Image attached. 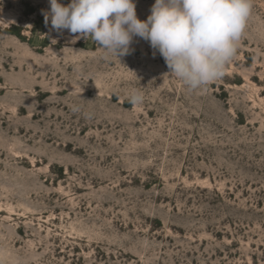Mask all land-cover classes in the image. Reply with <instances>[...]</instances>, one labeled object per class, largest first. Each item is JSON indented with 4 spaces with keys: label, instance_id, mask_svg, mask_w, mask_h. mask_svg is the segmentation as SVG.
<instances>
[{
    "label": "rangeland",
    "instance_id": "rangeland-1",
    "mask_svg": "<svg viewBox=\"0 0 264 264\" xmlns=\"http://www.w3.org/2000/svg\"><path fill=\"white\" fill-rule=\"evenodd\" d=\"M0 264H264V0H0Z\"/></svg>",
    "mask_w": 264,
    "mask_h": 264
},
{
    "label": "bare ground",
    "instance_id": "bare-ground-1",
    "mask_svg": "<svg viewBox=\"0 0 264 264\" xmlns=\"http://www.w3.org/2000/svg\"><path fill=\"white\" fill-rule=\"evenodd\" d=\"M7 15H8V14H7ZM7 15H6V16H7ZM196 29H198V27H196Z\"/></svg>",
    "mask_w": 264,
    "mask_h": 264
}]
</instances>
